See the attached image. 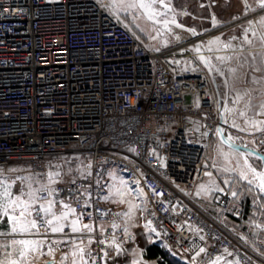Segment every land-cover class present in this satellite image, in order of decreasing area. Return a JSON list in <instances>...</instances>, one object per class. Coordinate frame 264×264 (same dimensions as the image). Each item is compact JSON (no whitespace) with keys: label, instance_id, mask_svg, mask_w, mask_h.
I'll use <instances>...</instances> for the list:
<instances>
[{"label":"built area","instance_id":"built-area-1","mask_svg":"<svg viewBox=\"0 0 264 264\" xmlns=\"http://www.w3.org/2000/svg\"><path fill=\"white\" fill-rule=\"evenodd\" d=\"M110 4L0 0V169L23 172L37 187V179L46 182V174L61 165V182L54 185L61 190L60 198L73 203L77 212L92 213L84 216V223L91 219L104 225L103 235L93 234L96 240H110L115 231L126 249L135 243V235L110 227L118 224V210L102 198L109 170L117 164L143 204L153 233L180 259L189 264H211L217 257L220 264L237 259L240 264H264V256L245 243L238 227L191 196L206 173L218 168L209 161L208 150L222 121L212 78L188 51L239 24L249 27L253 21L259 29L256 21L264 9L246 10L195 36L185 31L179 42L162 46L160 37H145ZM241 41L231 43L239 48ZM190 67L198 70H186ZM194 121L201 125L199 131ZM76 189L91 193L90 209L82 207L85 197L78 203L67 201ZM141 189L143 196L138 195ZM216 202L222 215L233 206L245 221L247 204L234 200L230 190ZM245 225L242 232L247 235L252 224ZM53 247L52 254L47 247L44 251L54 262L69 251L64 244ZM104 247L90 246L96 264H105L100 259ZM200 248L205 252L197 256ZM107 251V257L116 254L112 248Z\"/></svg>","mask_w":264,"mask_h":264},{"label":"snow or ice","instance_id":"snow-or-ice-1","mask_svg":"<svg viewBox=\"0 0 264 264\" xmlns=\"http://www.w3.org/2000/svg\"><path fill=\"white\" fill-rule=\"evenodd\" d=\"M244 3L247 11L255 12L257 8L264 9V0H256L255 7L249 5L247 0H244ZM110 7L114 13L122 12L126 16L132 15L133 24H136V20L140 16L144 17L151 23L153 31L156 33L155 36L149 35L150 39H157L168 33L172 35L174 41L179 42L182 38L180 35L174 34V29H182L193 36L199 34L194 28H185L184 25L178 22L177 15H187V13H177L173 7L172 0H111ZM248 23L249 27L244 29L243 39L239 48H234L231 41L222 43L220 37H216L208 41L206 45L197 44L188 49V51H191L199 64L207 69L210 77H224L223 86L228 91L221 94L224 98L223 104L221 105L220 101L217 102L221 121L239 131L249 132L250 134L261 133L262 137H264V120L256 118L264 116V102H261L257 110L253 112L255 106L252 103V91H255V89H246L243 92L236 91L234 97L231 95L234 89L230 85L229 78H237L238 71L237 67L230 66L234 58L240 68L247 66L253 72H264V52L253 54L249 51L248 56H251L252 64H249L248 56L243 55V45L251 46L253 44V41L248 37L249 32H251L253 37H257L261 47L264 48V35L257 36L253 21H249ZM256 23L264 26V15ZM216 25L217 22L213 17V26L215 27ZM136 27L140 28V25L136 24ZM140 31L143 32L145 30L140 28ZM232 39L234 40L236 37H232ZM168 43L169 41L165 39L162 46H167ZM202 48L207 52H219L221 49H226L235 53V56L216 55L214 57H206L201 52ZM155 50L159 51V48ZM257 57H259V64L255 63ZM214 60L216 63L213 62ZM176 63H179V61H176ZM188 63L189 65L191 64V62ZM186 70L197 71L198 68L190 67ZM212 82L215 84L216 80L213 78ZM251 83L264 85V76L259 78L253 76ZM245 98H247V102L244 103L242 109L235 107L236 105H240L242 101H245ZM229 102L232 106H229ZM196 106H200L199 98H197ZM249 113L252 114L249 115ZM233 114H236L243 121V125L236 122ZM193 123L196 126L195 130L199 131L201 127L199 122L194 121ZM224 131L221 127H217L215 130V134L218 137H223L221 144H227L230 150V153H225L218 146V151L228 164V166L219 169V171L229 174V177L224 180V184L229 186L230 195L234 199H239L241 195H252L253 205L261 215H264V154H258L254 148H248L247 144H237L236 139L238 138H234L231 135L224 137ZM204 135H207V132ZM260 142L264 144V138H261ZM252 143L254 144L255 141ZM241 148L247 149V151H241ZM130 151L134 152L135 149H130ZM230 154H239L240 159L243 160V166L240 165L238 160L236 166L232 167L229 159ZM249 157L260 161V165L258 167L254 166L249 162ZM54 167L57 170L49 171L46 174V182L41 183L39 179L35 181L38 185L37 187L33 186V177L31 176L17 177L15 180H9L5 177L4 170L0 169V225H3V227H0V264H30L28 259L30 253L41 251L47 247L48 254H52L55 251L53 246H59L60 244H64L69 248V251L62 256L61 264H64V261H67L69 256L71 257V264H89V259H91V264H96L97 258L93 256L90 248L93 243L105 245L104 248L100 249V252L103 253L100 259L108 256V248L114 249L117 255L123 254L126 250L117 242L118 237L115 231H113L110 240H96L93 234L99 232L100 235H103V232L106 230L104 225L91 219L88 223H84V216L88 215L91 217L92 213L77 212L73 203L66 202L65 199L60 198L61 190L54 187V185L61 182V165H55ZM88 167L90 168L91 165L89 164ZM86 175L90 176L91 172H88ZM206 175L211 177L212 174L206 173ZM17 180L20 181L21 187L18 192H15L13 189ZM237 182H241L244 185V192L231 190V186ZM72 183L75 184V180ZM126 189V181L120 180L119 186L112 185L109 188V194L102 198L108 201L113 197H119L118 202L125 203L123 197ZM207 191L224 192L225 189L216 184H213L211 189L201 185L197 195ZM138 195L143 196L142 189ZM81 197H85L82 207L90 209L92 207L90 202L91 193L86 189L84 191L76 189L69 193L67 201L78 203ZM113 202L117 201L113 200ZM57 205H59V211L56 210ZM137 207L139 205L129 202L128 212L122 214L116 213L115 215L131 216L133 209ZM100 215L103 217L107 216L108 213H100ZM150 226L151 221H148L145 228L154 232L155 229H152ZM110 227L113 230H117L121 226L117 223H112ZM254 227L264 231V227L260 224H254ZM41 229L44 231L41 232ZM66 229L68 230L67 232L65 231ZM123 232L126 236H131L127 228H124ZM57 234L62 236L63 239H49L50 236ZM200 239L203 240L204 237L201 236ZM242 239L244 238L242 237ZM85 241H87L86 244ZM245 243H247L246 240ZM256 250L259 254L264 255V251ZM224 251L228 252L227 249ZM201 252H205V249L200 248L196 255H200ZM228 255L232 254L228 253ZM220 260L221 258L217 257L211 261V264H220ZM132 264H141V260H133ZM229 264H233V262H229ZM234 264H240V261L237 259Z\"/></svg>","mask_w":264,"mask_h":264},{"label":"rangeland","instance_id":"rangeland-1","mask_svg":"<svg viewBox=\"0 0 264 264\" xmlns=\"http://www.w3.org/2000/svg\"><path fill=\"white\" fill-rule=\"evenodd\" d=\"M108 1L111 3V0H108ZM247 2L249 3V5H252L253 7L256 6V0H247ZM172 3L177 13H180V12L187 13V15H177V20L189 26H192L193 28L197 30H203V29L214 27L213 17L215 18L217 22L216 26H219L229 20L235 19L245 14L246 12V6L244 3V0H172ZM127 16L132 22V19H133L132 15H127ZM136 24H139L140 28H143L145 31L143 32L140 31V28H137ZM136 24H133V25L144 36L156 34L153 31V27L151 23L148 22L144 17L140 16L136 20ZM245 28H248L247 23L239 24V25H236L234 27H231L223 31L219 35L221 42L222 43L229 42L233 40L232 37H236V39H243ZM255 30L257 32V36L264 35V26L260 25V28L255 29ZM182 31H183L182 29H174V34L181 35ZM165 34H166V39L169 42L174 41L172 38V35H169L168 33H165ZM248 37L249 39L253 41V44L251 46L247 45V47L243 51L244 56H248L249 51H251L253 54L257 52H264L263 48L261 47L260 41L257 39V37H253L251 32L248 33ZM236 39H234L233 41H235ZM207 53H208V56H212V57L216 55L235 56V53H233L232 51L229 52L226 49H221V51L219 52H207ZM213 62L216 63L215 60ZM248 62L249 64L253 63L251 56H248ZM255 63L259 64V57H257V60L255 61ZM230 66L237 67L238 69L237 78H234V79L229 78L230 85L234 89L231 95L234 97L236 91L243 92L246 89L248 90L255 89V91H252V97H253L252 103L255 106L253 108V112H255L259 104L261 102H264V85L252 84L251 79L253 76L258 77V78L264 76V72H253L251 68L247 66L240 68L235 58L232 60ZM223 80H224V77H219V80L217 81L220 95L228 91V89L223 86ZM223 99L224 98L221 95V105L223 104ZM246 102H247V98H245V101H242L240 105H236L235 107H237L238 109H242L244 106V103ZM229 106H232L230 102H229ZM251 114L252 113H249V115ZM233 115L236 118V122L238 124L243 125V121L238 116H236V114H233ZM256 118L264 120V116L256 117ZM221 128L225 130L224 134H226L227 136L231 135L234 138H238L236 139V142L242 145L247 144L249 147L255 148L261 151L262 153H264V144L260 142L261 138H264V137H262L261 133L250 134L249 132H242V131L237 130L236 128L230 127L229 124H226L223 122L221 124ZM253 141H255L254 144L252 143ZM218 146L219 148L223 149V152L230 153L228 146H226L225 144H221V140L219 139L217 135L212 138L210 142L209 150H208V158L211 163L215 162V164L218 165V168L215 169L214 173H211L212 174L211 177L207 175L202 181L198 183L196 190H195V196H193V194H191V196L194 200H196V202L201 204L208 211H210L209 206L212 207V209H214L212 211L215 212L214 214L219 216L218 208H216V206L215 208H213L212 205L217 204L216 199L220 197L221 192L207 191V192H201L200 195H197V192L199 191L201 185H204L206 186V188L211 189L213 184H216V185H219L221 188L230 190L229 186L224 184V180L229 177V174L219 171V169H222L223 167L228 166V164L224 160L220 152L218 151ZM229 159H230L232 167L236 166L238 160H239L240 165L243 166V160L240 159L239 154H235V155L230 154ZM249 162L257 167L260 165V161L255 160L253 157H249ZM2 169L4 170L5 177H7L9 180H15L17 177L27 176L23 172L11 171L13 169H10V168H2ZM107 176L109 178V183L105 188V195L109 194V188L112 185L115 184L116 186H119L120 180L126 181V184H127V189L123 197V199L125 200V203H119L118 202L119 197H113L112 199H110L111 203L116 205L118 212L121 214L128 212L129 202H130L131 204L139 205V207L133 209V212L131 215H145L143 204L139 201V198L136 195V193L132 191L129 181L127 179V176L119 169L117 164L112 165ZM20 187H21V183L19 180H17L13 191L18 192ZM231 190H235L238 192H244V185L241 182H237L236 184L231 186ZM248 196L253 198L252 195H248ZM113 200H116L117 202H113ZM211 200H213L212 202L214 204H212ZM212 211L210 212L213 213ZM262 217L263 215H261V218ZM226 221L228 222L227 219ZM131 222L133 224L135 223L134 221H131ZM128 224H130V221H128ZM143 224L145 226L146 222H144ZM251 224H252V227L250 228L249 234L247 235L243 234L242 232L243 229L239 227H238L239 231H237V233H239L240 236L243 237L244 240L247 241V244L251 246L253 249L255 250L259 249L260 251H264V242H262L264 241V231H261L254 227V224L261 225L262 221L253 222ZM145 230L147 234L149 235L150 233L148 232V230L146 228ZM167 248L173 255H175L172 249H170L168 246ZM44 249L41 251L34 252V253H39L38 255L39 259H43V257L45 256L46 252L44 251ZM31 254L32 253H30L29 256ZM175 256L180 259L178 255H175Z\"/></svg>","mask_w":264,"mask_h":264},{"label":"crops","instance_id":"crops-1","mask_svg":"<svg viewBox=\"0 0 264 264\" xmlns=\"http://www.w3.org/2000/svg\"><path fill=\"white\" fill-rule=\"evenodd\" d=\"M184 32L185 31H182L180 36H182L184 34ZM155 35H152V36H155ZM145 37H149V35H147ZM160 38H161V42H163L166 39V34H164L163 36H160ZM106 183H107V185L109 183L108 176L106 177ZM198 183L195 185L194 189L192 190L193 196H195V190H196ZM226 190H228V189H225V191ZM221 193H223V192H221ZM212 201L213 200H211V202ZM105 202L116 207V205L112 204L110 200L105 201ZM212 204H214V203L212 202ZM212 206H213V208H215V206H216V208H218L217 204L212 205ZM209 208H210L209 209L210 211L214 210L210 206H209ZM56 210L59 211V208H56ZM213 213H215V212H213ZM117 219H118V224L121 226L120 228H122V229L127 228L128 231H131L134 233L135 243L132 246L126 248L125 249L126 251L123 254L117 255V253H116L113 256L105 258V264H132L133 260H141V264H159L158 259H149L145 256V248L153 242H157L160 245L165 246V247H167V245L164 242L159 241L158 238L153 233V231H150L149 229H147L148 232L150 233L149 235L147 234V232L145 230V226L143 224L144 222H146V224H147L145 215H131V216L120 215V216H117ZM128 221H130V224H128ZM131 221H134L135 223L133 224ZM86 243H87V241H85V244ZM38 255H39V253H32L28 257L30 264H46L47 261H50L53 259L50 256H48L50 258H47L45 256V257H43V259H39ZM46 258H47V260H46ZM53 264H61V260L55 261ZM64 264H71V257L70 256H69V259L67 261H64Z\"/></svg>","mask_w":264,"mask_h":264},{"label":"trees","instance_id":"trees-1","mask_svg":"<svg viewBox=\"0 0 264 264\" xmlns=\"http://www.w3.org/2000/svg\"><path fill=\"white\" fill-rule=\"evenodd\" d=\"M126 17L128 18V16ZM234 200H239L247 204V208L245 210V215H246L245 221L243 222L240 221V218L235 214L234 207L231 206L225 216L222 215L220 212L218 213L219 217H221L223 220L225 218L224 221L227 224L244 229V227L246 226L245 224L247 222L253 223V222L262 221V223H264V215L261 218V215H259L260 214L259 211H257L255 206L253 205L252 197H249L248 195H241L239 199H234ZM249 204H252V208H248ZM226 219L228 220V222L226 221ZM0 226L3 227V225ZM145 256L149 259H158L159 264H189L188 262L177 258L169 251L167 247L162 246L157 242H153L145 248Z\"/></svg>","mask_w":264,"mask_h":264},{"label":"water","instance_id":"water-1","mask_svg":"<svg viewBox=\"0 0 264 264\" xmlns=\"http://www.w3.org/2000/svg\"><path fill=\"white\" fill-rule=\"evenodd\" d=\"M179 23H181L182 25H184V27L185 28H193L192 26H189V25H187V24H185V23H183V22H180V21H178ZM159 27V26H158ZM195 29V28H194ZM196 30V32H198V30L197 29H195ZM197 44H200V43H197ZM196 44V45H197ZM201 52H202V54L203 55H205L206 57H207V55L204 53V51H203V49H201ZM212 79L214 78L215 80H216V77H211ZM214 84V83H213ZM214 87H215V89H216V93H217V96H218V101H220V103H221V95H220V91H219V88H218V85H217V81H216V83L214 84ZM224 137H227V135L226 134H224ZM219 139L221 140V139H223V137H219ZM237 144H239V145H242V144H240V143H238V142H236ZM226 146H227V144H225ZM248 148H250V149H253L252 147H249L248 146ZM255 149V148H254ZM241 151H247V149H244V148H241ZM255 151L258 153V154H264V153H262L261 151H259V150H257V149H255ZM54 263V261L53 260H50V261H47V263L46 264H53Z\"/></svg>","mask_w":264,"mask_h":264},{"label":"flooded vegetation","instance_id":"flooded-vegetation-1","mask_svg":"<svg viewBox=\"0 0 264 264\" xmlns=\"http://www.w3.org/2000/svg\"><path fill=\"white\" fill-rule=\"evenodd\" d=\"M219 80V76H216V81H218ZM218 83V82H217Z\"/></svg>","mask_w":264,"mask_h":264}]
</instances>
